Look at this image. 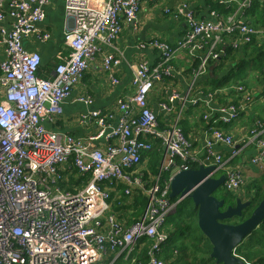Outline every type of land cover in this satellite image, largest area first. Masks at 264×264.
Segmentation results:
<instances>
[{"label":"built area","instance_id":"obj_1","mask_svg":"<svg viewBox=\"0 0 264 264\" xmlns=\"http://www.w3.org/2000/svg\"><path fill=\"white\" fill-rule=\"evenodd\" d=\"M48 1L8 0L10 26L0 28V264H134L144 246V264H166L160 256L168 237L166 220L187 198L170 196L172 176L193 164L213 165L212 176L224 175V189L237 193L245 187L247 196L252 189L247 187L244 165L228 166V159L214 147L228 146L231 158L255 142L249 164L261 171L264 124L253 120L250 136L238 146L232 134L208 126L197 146L179 126L187 106L197 101L193 84L184 92L171 89L158 102L164 115L176 112L174 119L158 117L148 96L155 83L172 75L169 61L179 52L198 58L197 71L203 72L227 48L264 39V26L243 18L252 0H223L232 10L223 14L210 9L205 18L196 17L186 3L166 8L184 18V33L173 43L153 38L141 44L157 50L158 60L141 59L133 65L130 90L114 108L91 111L96 131L80 139L47 125L61 115L62 103L96 55H101L109 81L118 82L120 56L103 48H112L123 26L135 20L142 0H62L73 20V27L63 34L69 52L44 78L39 74V53L27 51L22 40L29 35L49 38L37 28ZM5 17L0 11V21ZM227 92L241 95L217 108L214 121L219 123L236 120L250 104H264V92L257 94L243 85L223 86L205 97L211 101ZM78 100L92 103L89 96ZM155 141L160 160L151 172L147 165ZM140 198L142 205L136 202Z\"/></svg>","mask_w":264,"mask_h":264},{"label":"crops","instance_id":"obj_2","mask_svg":"<svg viewBox=\"0 0 264 264\" xmlns=\"http://www.w3.org/2000/svg\"><path fill=\"white\" fill-rule=\"evenodd\" d=\"M216 2L224 5L223 0H156L154 3L142 0L135 20L123 26L122 32L115 40L112 48H103V51H113L120 56V63L115 69V76L118 82L112 84L109 81L101 68V55H96L90 62L83 78L74 86L69 96L62 103L61 115L57 116L51 124L47 125L46 123L47 127L80 139H86L95 133L96 125L94 119L89 117L90 112L93 110H110L115 107L116 100L119 97L127 94L130 90L132 67L136 62L146 59L154 63L158 60L159 53L157 50L148 45L141 47V44L153 38L173 43L184 33L186 28L184 18H176L172 13L166 12L165 9L170 8L173 10L177 5L186 3L188 9L196 17L205 18L209 10L214 8L213 4ZM226 6L230 7V9L229 11H222L223 14H227L232 10L230 5ZM248 9L243 14V18L250 23H254L253 18L248 14ZM8 10V0H0V11L6 16L0 21V28H9L10 26L11 19L7 16ZM44 14V18L37 24V28L41 32H48L49 38L40 40L34 35H29L23 38L22 43L27 51L39 53L41 57L39 74L44 78H48L52 75L55 65L63 61L68 55L69 50L63 42V34L66 29L73 27V20L66 14L62 0H49L44 5ZM262 25L264 26V24ZM255 42L262 43L264 39L259 38ZM246 45L248 44H242L235 50L242 51ZM249 52L247 55H249ZM2 58L3 54L0 49V59ZM198 63V58H189L187 54L182 52L176 54L169 61V65L172 67V75L166 77L163 83H155L153 90L148 96L149 105L158 114V117L162 115L164 119L166 117L170 119V116L164 115L159 110L158 102L164 100L166 93L171 89L178 87L179 91L184 92L187 85L192 83L195 89L193 95L195 94L197 101L195 104L187 106L189 107L187 116L191 123V129L187 133L188 138L194 144L200 146L199 138L200 135L202 136L203 130L208 126L218 127L232 134L236 141V146L241 145V140H245L253 120L260 119L264 124V104L256 102L246 106L238 118L230 123L223 124L214 121L217 108L225 104V102L237 101L238 95L240 96L241 94L227 92L224 96L220 94L211 101L206 100V92L204 90L207 88L208 78H211L214 74L216 62L210 61L203 72L197 71ZM234 63L235 60L225 61L224 68L218 76L224 74ZM194 73H196L195 77ZM249 79L252 92L257 94L264 92V73L253 71ZM244 80H247L246 77ZM166 88L169 89L165 90ZM81 96H89L92 103L85 104L79 101L78 98ZM200 115H202V119ZM204 115L207 118H204ZM262 136H264V128ZM95 145H102V141H96ZM214 149L228 159V166L244 165L243 171L248 183L255 178L257 168L249 164L250 157L256 153L255 142L249 143L244 147L241 154L231 158L228 157L231 151L228 146L217 144ZM249 189L251 190V188ZM253 191H249L247 196H245L243 191L239 190L237 193H232L235 197H240L245 201L253 195Z\"/></svg>","mask_w":264,"mask_h":264},{"label":"trees","instance_id":"obj_3","mask_svg":"<svg viewBox=\"0 0 264 264\" xmlns=\"http://www.w3.org/2000/svg\"><path fill=\"white\" fill-rule=\"evenodd\" d=\"M213 7V9H216L221 13L222 11L225 12L230 9V7L218 2L214 3ZM248 14L253 18L254 23H252L254 25L263 26L264 2H261L260 0H252L250 8L248 9ZM255 41L256 40L246 45L242 51L227 48L225 54L221 56L219 60L214 61L216 62L215 71L212 77L208 78L206 83L207 88H205L204 91H212L223 86H228L230 85L229 83L235 84L238 82L245 84V75L243 74V67L245 65H248L247 67L253 71L260 72L261 74L264 73L262 70L264 66V45H256L258 42ZM248 51H250V56L247 55ZM227 60H235V63L225 71L224 74L218 76L223 70V65ZM188 109L189 107H187L184 112V118L179 122L181 130L186 136L191 129V123L187 116ZM200 118L202 119V115H200ZM160 127L163 126L161 125ZM159 160V143L158 141H155L147 165L151 172L156 171ZM192 167L195 168L196 165L193 164ZM254 177L255 178L251 183L249 185L247 184L248 188L254 190L253 195L250 197V207L243 212L241 217H236V221L228 220V222L237 223L247 218L252 209L264 196V170L257 171ZM221 189L223 188L217 189L216 193ZM228 192L226 197L228 202H226V204L233 205L235 195L232 192ZM136 202L142 205L144 204V199H137ZM165 231L168 233V237L160 256L166 261V264H216L214 259L209 257L211 244L206 236L202 234L197 225L196 208L193 206L190 198H184L179 204H177L176 209L169 214L166 220ZM145 247L146 246L140 249L134 264H144L146 262L147 250ZM173 251H176L177 254H173ZM234 252L244 261V264H264V219H262L259 225L236 246Z\"/></svg>","mask_w":264,"mask_h":264},{"label":"water","instance_id":"obj_4","mask_svg":"<svg viewBox=\"0 0 264 264\" xmlns=\"http://www.w3.org/2000/svg\"><path fill=\"white\" fill-rule=\"evenodd\" d=\"M213 165L176 172L170 181V196H186L196 208L197 225L211 244L209 257L216 264H244L235 254L236 246L264 219V196L252 209L250 215L237 223H230L250 207L251 198L236 197L233 205L215 197L217 189L223 188L224 175L212 176Z\"/></svg>","mask_w":264,"mask_h":264},{"label":"rangeland","instance_id":"obj_5","mask_svg":"<svg viewBox=\"0 0 264 264\" xmlns=\"http://www.w3.org/2000/svg\"><path fill=\"white\" fill-rule=\"evenodd\" d=\"M259 44H261V45H264V42H262V43H256V45H259ZM248 66V65H247ZM246 65L243 67V69H244V72H243V74L245 75V77H246V79L247 80H244V82H246L247 83V85H246V83L245 84H241V83H238V82H236L235 84H232V83H229L230 85H243V86H245L247 89H250V85H249V82H250V79H249V76H251V73H253V70H251V69H249L248 67H247ZM228 85V84H227ZM178 88V87H177ZM176 112H171L170 113V118L171 119H174V117H175V114ZM247 133L249 134V129H248V131H247ZM246 135V137L247 136H250V134L249 135ZM264 170V169H263ZM258 171V170H257ZM262 171V170H261ZM220 173H222V172H220ZM251 183V181L248 183V185ZM240 191H243V192H246V188L245 187H243V189L242 190H240ZM143 210V207L141 206L140 207V211H142ZM233 220H237V219H233Z\"/></svg>","mask_w":264,"mask_h":264},{"label":"flooded vegetation","instance_id":"obj_6","mask_svg":"<svg viewBox=\"0 0 264 264\" xmlns=\"http://www.w3.org/2000/svg\"><path fill=\"white\" fill-rule=\"evenodd\" d=\"M227 192L228 191H226V189H221L219 192H217L216 194H215V197L216 198H218V199H223L224 200V203L226 204V202H228V200H227ZM228 193H230V192H228ZM226 205H229V204H226Z\"/></svg>","mask_w":264,"mask_h":264},{"label":"bare ground","instance_id":"obj_7","mask_svg":"<svg viewBox=\"0 0 264 264\" xmlns=\"http://www.w3.org/2000/svg\"><path fill=\"white\" fill-rule=\"evenodd\" d=\"M226 191H228V190H226ZM236 198V197H235ZM235 200V199H234Z\"/></svg>","mask_w":264,"mask_h":264}]
</instances>
